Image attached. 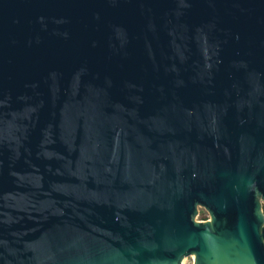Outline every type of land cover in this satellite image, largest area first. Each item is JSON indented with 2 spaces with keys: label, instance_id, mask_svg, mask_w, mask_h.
I'll return each mask as SVG.
<instances>
[{
  "label": "water",
  "instance_id": "obj_1",
  "mask_svg": "<svg viewBox=\"0 0 264 264\" xmlns=\"http://www.w3.org/2000/svg\"><path fill=\"white\" fill-rule=\"evenodd\" d=\"M263 204L264 0H0V264H264Z\"/></svg>",
  "mask_w": 264,
  "mask_h": 264
},
{
  "label": "rangeland",
  "instance_id": "obj_2",
  "mask_svg": "<svg viewBox=\"0 0 264 264\" xmlns=\"http://www.w3.org/2000/svg\"><path fill=\"white\" fill-rule=\"evenodd\" d=\"M208 215L206 213V211L202 208H197V213L194 217V219L196 220H205L207 219Z\"/></svg>",
  "mask_w": 264,
  "mask_h": 264
},
{
  "label": "built area",
  "instance_id": "obj_3",
  "mask_svg": "<svg viewBox=\"0 0 264 264\" xmlns=\"http://www.w3.org/2000/svg\"><path fill=\"white\" fill-rule=\"evenodd\" d=\"M191 261H192V257L191 256H188L187 258H185L181 264H191Z\"/></svg>",
  "mask_w": 264,
  "mask_h": 264
},
{
  "label": "trees",
  "instance_id": "obj_4",
  "mask_svg": "<svg viewBox=\"0 0 264 264\" xmlns=\"http://www.w3.org/2000/svg\"><path fill=\"white\" fill-rule=\"evenodd\" d=\"M261 209H262V213L264 214V204L262 205Z\"/></svg>",
  "mask_w": 264,
  "mask_h": 264
}]
</instances>
